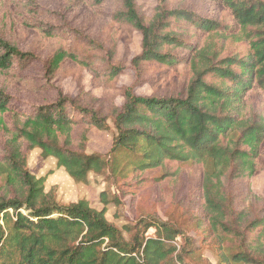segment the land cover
I'll return each mask as SVG.
<instances>
[{
    "label": "trees",
    "instance_id": "1",
    "mask_svg": "<svg viewBox=\"0 0 264 264\" xmlns=\"http://www.w3.org/2000/svg\"><path fill=\"white\" fill-rule=\"evenodd\" d=\"M136 32L135 81L119 87V45ZM40 55L45 78H72L76 97L26 75ZM85 73L123 105L93 106ZM140 85L152 94L137 95ZM13 95L41 104L23 110ZM110 121L111 151L88 154L90 131ZM0 135V264H187L197 248L178 226L150 216L119 228L106 208L184 175L219 264H264V214L250 220L228 192L264 173V0H156L151 16L137 0H0ZM36 149L75 182L106 175V207L59 203L29 168L25 150Z\"/></svg>",
    "mask_w": 264,
    "mask_h": 264
},
{
    "label": "rangeland",
    "instance_id": "2",
    "mask_svg": "<svg viewBox=\"0 0 264 264\" xmlns=\"http://www.w3.org/2000/svg\"><path fill=\"white\" fill-rule=\"evenodd\" d=\"M137 2L142 6L147 16L152 15L156 0H137ZM58 5V3H54L49 7L56 9ZM78 25L79 23H74L75 27ZM89 35L97 37L99 35L98 27L94 28ZM141 41V35L136 32L132 35V40L128 45L124 42L119 45L118 59L127 66L119 79V87H129L135 81V72L131 61L141 53ZM43 66L44 55H40V59L34 63L26 75L38 85L47 86L52 97L55 95L54 87L61 88L70 97H76L79 94L80 88L75 80L72 78L47 80L44 76ZM82 86L90 94L89 102L100 108L105 114L109 112L112 103L118 106L124 103L121 97L116 99L105 97L101 88L93 86L92 76L88 73L84 74ZM134 91L141 96L152 94L149 85L136 86ZM13 97L23 110H32L41 104V99L38 98L25 95H13ZM109 126L110 129L107 131L97 129L90 131L86 149L88 154L107 155L111 151L116 131L111 121ZM0 142H2L1 135ZM25 153L31 172L39 178H46V190L53 189L56 192L57 201L61 204L68 205L85 199L92 207L102 210L106 205L102 202L101 194L103 192H111L112 195L115 193V188L110 185L106 175L92 174L86 183H78L64 169L57 166L55 159L43 157L40 150H25ZM194 188L195 185L186 175L181 177L179 185L173 190L149 185L140 191L136 200L131 197L120 198L119 196L120 205L114 203L107 205V219L117 227L123 228L125 225H133L141 218L158 217L163 221L175 224L188 237L192 238L193 246L197 248V251L186 257L187 264H219L213 237L207 235L203 231L204 229L196 227V220L202 215V211ZM228 192L240 209L247 208L250 220L264 214V173L253 177L250 183H230ZM154 234L155 230H150L148 236H154ZM177 242L179 246H184L183 238H178Z\"/></svg>",
    "mask_w": 264,
    "mask_h": 264
}]
</instances>
